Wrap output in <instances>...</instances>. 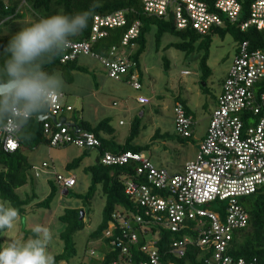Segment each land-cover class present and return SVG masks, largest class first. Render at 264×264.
<instances>
[{
  "label": "built area",
  "instance_id": "1",
  "mask_svg": "<svg viewBox=\"0 0 264 264\" xmlns=\"http://www.w3.org/2000/svg\"><path fill=\"white\" fill-rule=\"evenodd\" d=\"M245 5L247 18L239 22V29L244 31L255 27L263 30L264 0H142L146 14L172 19L177 29L190 28L202 35L207 34L211 27L222 24L221 15L230 22H238ZM6 19L0 17V24ZM126 24L125 11L121 9L95 15L88 40L73 41L60 61L66 62L79 54L89 55L99 60L109 78L125 81L134 89H140L139 73L134 68L135 62L130 59L134 47L132 40L139 33L138 20L124 32L120 44L112 45L106 54L91 49L94 42L107 36V28ZM187 72L182 71L183 74ZM263 84L264 50L250 48L247 41L238 43L196 156L185 162L181 172H168L163 167L154 166L142 152L104 151L100 154L102 164L123 165L130 160L138 163L135 179L129 176L123 183L125 194L138 204L139 212L134 215L127 210H116L112 214L121 229L111 240V245L121 253H127L126 257L121 255L112 264H134L133 248H140L141 253L147 255L146 259H138L135 264H175L171 259L162 260L156 246L160 238L158 231L156 237L139 245L136 231L129 228L131 218H135L142 234L151 233L154 226L167 232L185 230L181 239L170 242L168 254L171 256H183L187 244L194 243L204 250L205 254L198 259L203 264H259L255 258L249 261L242 257L233 258L227 254V249L234 230L247 224V213L239 197L264 191ZM136 101L146 104L150 99L139 95ZM63 109L70 111L72 107L61 105L58 99L47 107V113L59 118ZM173 112L175 133L180 137H190L192 117L180 103L174 104ZM48 119L42 121L44 135L49 138L48 147L73 143L89 150L100 146L94 133L83 131L78 126L77 132L66 125L54 124L53 128ZM0 142L9 152L18 146V139L12 137L0 136ZM41 166L47 167L48 164L43 161ZM39 172V168L34 167L35 176ZM54 180L63 190L75 185L72 175L54 173ZM222 202L226 204L222 206ZM114 226L115 223L110 222L106 236L115 233ZM190 232L196 233L195 240Z\"/></svg>",
  "mask_w": 264,
  "mask_h": 264
},
{
  "label": "rangeland",
  "instance_id": "2",
  "mask_svg": "<svg viewBox=\"0 0 264 264\" xmlns=\"http://www.w3.org/2000/svg\"><path fill=\"white\" fill-rule=\"evenodd\" d=\"M20 8L24 12L27 7L22 3ZM32 21L28 13L19 20L22 27ZM155 30L154 24L148 29L145 50L139 56L141 88L138 90L125 81L109 78L99 60L84 54L77 57V64L85 70L63 71L54 67L49 73H57L63 80L59 103L69 104L73 108L70 112L62 111L68 119L73 117L77 121L82 116L85 121L95 125L108 117L113 128L111 139L118 144L130 136V126L136 119L138 130L130 142L146 146L142 153L154 166L163 167L168 172H181L185 162L195 158L199 143L205 135L222 82L232 64L236 42L230 30L223 36L213 33L207 50L200 48L185 53L170 46V43L179 40L176 35L165 31L156 41ZM204 56L209 72L202 78L199 61ZM182 70L188 72L183 74ZM138 95L148 97L150 102L138 103ZM176 101L185 105L193 119L191 136L185 138V141L174 137L173 107ZM26 154L32 168L38 167L40 173L35 177L30 170L32 177L17 192L22 197L33 192L32 204L48 195L50 187L47 180L53 179L54 173L74 176L75 185L67 193H63V189L57 186L47 208L31 209L26 206L20 213L16 227L0 233V248L13 239L27 240L31 236L25 232L39 224L52 230L53 240L49 244V252L53 255L60 253L63 246L61 232L67 226V220L61 215L66 209H76L82 212L83 226L72 235L74 255L61 264H79L80 261L88 263L93 257H102L109 245L102 238L90 236L102 219L105 197L101 185L95 186L88 199L85 197L91 185L88 167L95 163L100 149L87 150L73 143L55 147L40 144L26 150ZM76 158H80V161L71 164ZM43 161L48 164L47 167L41 166ZM68 163L70 165L67 167ZM92 250L93 253H90Z\"/></svg>",
  "mask_w": 264,
  "mask_h": 264
},
{
  "label": "trees",
  "instance_id": "3",
  "mask_svg": "<svg viewBox=\"0 0 264 264\" xmlns=\"http://www.w3.org/2000/svg\"><path fill=\"white\" fill-rule=\"evenodd\" d=\"M99 2L101 6L95 9L93 17L97 14L105 15L121 9L125 11L127 24L122 27L107 28V36L94 42L91 46L92 51L99 54H106L112 45L120 44L124 32L134 21L138 20L140 22L139 33L138 36L132 40L134 47L131 49L130 59L135 62L134 68L139 74L141 71L139 56L145 50L146 33L153 24L156 27V41H159L161 35L165 31H169L179 39L176 42L170 43V46L172 45L185 53H190L200 48L207 50L213 33H218L223 36L228 30L233 32L236 49L238 43L247 41L250 48H260L264 50V29L257 30L255 27H248L244 31H241L238 27L239 22L247 18L246 5L243 7L242 16L238 22H230L227 18L221 15L222 24L211 27L207 34L202 35L190 28L177 29L172 19H162L146 14L142 8V0H99ZM22 3H25V6L27 7L24 12L20 8ZM92 3L93 0H8L6 2L0 0V17L7 18L0 24V47L5 46L10 37L22 28L19 20L22 19L26 13L30 14L33 19L31 23H34L40 18L54 14L58 11L74 13L87 10ZM4 5L7 6L6 9L4 8ZM92 19L89 21L88 27L82 32V34L72 38L73 41L88 40ZM130 48L131 47L128 46V49ZM66 52L67 50L62 55ZM62 55L58 56L52 63L47 64L45 70L50 72L54 67L61 68L63 71L85 70L83 66L77 64V57L80 54L74 59L66 62L60 61ZM2 60L3 57H0V64H2ZM199 67L203 74L202 78H204L209 72L205 56L200 59ZM176 103L182 104L187 112L185 105L181 101H176ZM63 111L66 110L63 109ZM48 122L51 123L53 128H55V125L51 120L48 119ZM76 125L83 131L95 134L100 141V146L98 147L100 149V154L104 151H110L112 153H120L126 150L142 152L144 148H146V146L134 145L130 142V139L136 135L138 130L136 119L130 126V136L121 144L115 143L111 139L113 128L109 124L108 117L101 119L95 125L88 123L80 117L77 118ZM28 132L29 137L27 139H18V146L14 151L9 152L4 150L0 142V199L10 202V204L16 207L20 213L25 210L26 206H29L31 209L49 207V204L59 187L55 183L54 178L51 180L48 179L47 182L50 187L48 195L33 204V192L31 195L27 194L24 197L17 192V189L26 184L32 177L30 170H32V173L35 176L34 168H32L31 164L28 162L26 150L35 148L40 144H47V146L49 144V138H47L43 132L42 121H31ZM174 137L181 141H185V138H187L180 137L177 134H175ZM79 161L80 158H76L71 164H75ZM69 165L70 163L67 164V167ZM137 166L138 163L133 160H130L123 165L102 164L99 155V157L96 158L95 163L88 167L91 176V185L89 186L85 197L88 199L92 195L95 186L98 184L101 185L102 194L105 197L101 222L91 232L90 236L95 239L102 238L105 243L109 245V249L104 252L102 257H93L88 263L80 261L79 264H112V261L117 260L119 256H127V253H121L111 245V240L118 235V231L121 229L116 219L112 217V214L116 210H127L128 213L134 215L139 212L138 204L125 194L123 183L129 176L134 177ZM138 179L140 180V178ZM69 189L70 188L65 189L66 193ZM239 202L247 213V224L243 228L234 230L232 241L227 249V254L233 258L242 257L246 261L255 258L259 264H264V191L259 190L250 195L240 196ZM213 203H216V201ZM225 204L226 203L222 202V206ZM79 215L80 213L76 209H66L61 215L64 220H67V226L65 230L61 232V239L63 240L62 251L54 255L56 264H61L63 260H67L75 253L72 235L77 229H80L83 226V218H79ZM110 222L115 223V226L113 227V232L115 233L106 236L105 233L109 230ZM129 228L132 231H136L139 245H144L149 240L156 237L155 235L158 231V234L160 233V238L156 246L163 261L171 259L175 264H203V262L201 260L198 261V259L203 257L205 254L204 250L200 247H196L194 243L187 244L184 255L181 257L168 254V246L170 242L172 240L181 239L185 230L179 232H167V230H162L159 229L158 226H154L151 229V233L142 234L141 231L138 230L139 224L136 223L135 218H131L129 221ZM2 232L3 231H0V233ZM25 233L31 237L33 236L31 230H28ZM189 234L193 235L192 239L195 240L196 233L194 234L193 232H190ZM90 253H93V250ZM131 254L134 264L137 263L138 259L143 260L147 258V255L144 252L141 253L140 248L131 249Z\"/></svg>",
  "mask_w": 264,
  "mask_h": 264
},
{
  "label": "clouds",
  "instance_id": "4",
  "mask_svg": "<svg viewBox=\"0 0 264 264\" xmlns=\"http://www.w3.org/2000/svg\"><path fill=\"white\" fill-rule=\"evenodd\" d=\"M100 6L99 0H93L87 10L42 17L23 26L0 47V136L27 139L31 121L59 99L63 80L45 66L71 46L72 38L82 34ZM19 220V210L0 201V231L14 229ZM31 232L27 240L13 239L0 248V264H56L48 250L52 230L37 224Z\"/></svg>",
  "mask_w": 264,
  "mask_h": 264
},
{
  "label": "water",
  "instance_id": "5",
  "mask_svg": "<svg viewBox=\"0 0 264 264\" xmlns=\"http://www.w3.org/2000/svg\"><path fill=\"white\" fill-rule=\"evenodd\" d=\"M47 118H49L51 120V122L57 126L66 125L68 128L74 129L75 132L78 131L76 123L68 120L66 117L56 118L55 116L48 114L47 108H45L43 110V114L40 116L38 121H43V120H46ZM64 193H66V191H64ZM81 217H82V212H80V218Z\"/></svg>",
  "mask_w": 264,
  "mask_h": 264
},
{
  "label": "crops",
  "instance_id": "6",
  "mask_svg": "<svg viewBox=\"0 0 264 264\" xmlns=\"http://www.w3.org/2000/svg\"><path fill=\"white\" fill-rule=\"evenodd\" d=\"M182 71H184V70H182ZM187 71V70H186ZM139 96V95H138ZM142 96V95H141ZM60 97H62V94H61V96ZM67 105H69V104H67ZM70 106V105H69ZM72 110H73V108H72ZM71 110V111H72ZM64 112V111H63ZM63 112L62 113H60V115H59V117H66L67 118V116L66 115H63ZM70 112V111H69ZM82 118L83 119V117L82 116H79V118ZM105 118V117H104ZM68 119V118H67ZM68 120H70V119H68ZM70 121H72V122H74V123H76V121L73 119V117H71V120ZM120 122V121H119ZM67 166V165H66ZM64 192V191H63Z\"/></svg>",
  "mask_w": 264,
  "mask_h": 264
}]
</instances>
